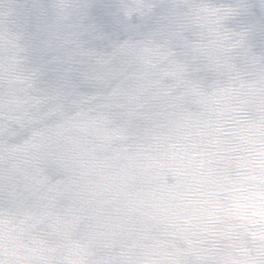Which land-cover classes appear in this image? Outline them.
Here are the masks:
<instances>
[{
    "label": "clouds",
    "instance_id": "9594fccd",
    "mask_svg": "<svg viewBox=\"0 0 264 264\" xmlns=\"http://www.w3.org/2000/svg\"><path fill=\"white\" fill-rule=\"evenodd\" d=\"M160 2L159 40L119 44L82 74L106 93L65 82L41 95L17 69L23 37L5 41L3 131L28 137L0 150V264H264V53L251 26L226 27L257 7L264 17V0ZM157 6L121 0L127 18ZM22 7L0 0V21ZM88 7L55 0L52 27L75 14L87 33ZM49 163L64 181L48 184Z\"/></svg>",
    "mask_w": 264,
    "mask_h": 264
},
{
    "label": "water",
    "instance_id": "95a60500",
    "mask_svg": "<svg viewBox=\"0 0 264 264\" xmlns=\"http://www.w3.org/2000/svg\"><path fill=\"white\" fill-rule=\"evenodd\" d=\"M89 7L86 11V19L83 25L89 31L80 35L81 29L73 27L77 24V16L73 14L63 22L59 29L52 27L55 20L53 4L55 0H17L22 8H18L19 15L10 23L0 21V102L3 101L9 84L5 82L4 68L11 63L6 53V40L19 35L25 51L20 53L18 59L22 60L17 66L18 71L24 75L36 73L35 86L43 89V94H53L54 90L65 82L79 85L78 91L89 95L96 92H108V89H98L82 83L83 73L92 65L95 57L107 56L115 46L125 42L135 43L153 37L159 40V36L168 25L166 18L167 4L160 0H150L158 6L148 16L133 13L130 18L125 17L121 8V0H87ZM126 3L127 0H124ZM195 3L209 8H225L233 6L236 0H194ZM255 15L240 16L226 23V27L240 30V27L251 26L249 43L253 53H264V17L259 8L253 9ZM187 39L194 37L192 32L184 34ZM176 51L180 49L177 46ZM239 63V61H237ZM136 71L128 68L127 73ZM200 77L204 73L199 74ZM211 78H206V82ZM120 77L112 81V86L119 83ZM130 83V81H129ZM165 83L171 84V80ZM99 102V101H98ZM195 110V109H193ZM3 114L0 111V150L5 143L8 145L21 143L28 137V131L21 129L16 124H10L8 132L3 131ZM143 126V125H142ZM15 132L16 135H11ZM45 176L49 185H57L66 179L67 173L62 166L49 163L45 167ZM93 179L99 181V176ZM171 180L169 179V183ZM6 195L0 192V211L6 207ZM31 203L30 201L28 202ZM61 204L64 201L60 202Z\"/></svg>",
    "mask_w": 264,
    "mask_h": 264
}]
</instances>
